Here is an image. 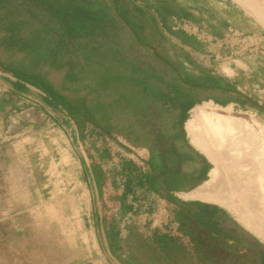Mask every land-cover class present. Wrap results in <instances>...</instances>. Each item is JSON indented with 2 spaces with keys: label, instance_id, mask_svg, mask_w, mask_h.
I'll return each mask as SVG.
<instances>
[{
  "label": "trees",
  "instance_id": "1",
  "mask_svg": "<svg viewBox=\"0 0 264 264\" xmlns=\"http://www.w3.org/2000/svg\"><path fill=\"white\" fill-rule=\"evenodd\" d=\"M116 1L141 41L153 44L143 26L145 12L140 17L130 13L127 9L135 6L133 0ZM155 26L162 45L174 56L168 59L187 81L200 84L203 79L231 86L220 74L208 68L197 73L187 64L195 63L192 54L206 53L196 45L197 38L178 36L190 45L187 48ZM0 31L5 33V48L25 56L19 62L0 60V69L40 88L48 103L61 105L77 121L82 136L92 137L105 155L115 144L123 145L136 153L138 162L131 160L132 166L142 165L147 173L155 172L167 157L173 162L182 160L177 142L186 135L189 110L209 98H198L197 93L205 90L184 85L168 64L136 41L116 16L112 0H0ZM158 52L162 55L159 48ZM45 67L65 69L60 87L48 79ZM257 80L264 89V78ZM80 82L85 84L78 87ZM16 87L25 90L20 82ZM82 89L87 92L70 93ZM93 93L98 98L91 103ZM214 100L221 105L228 102L226 98ZM111 105L115 107L109 110ZM111 112H119L120 120L113 123ZM102 175L104 179V171Z\"/></svg>",
  "mask_w": 264,
  "mask_h": 264
},
{
  "label": "crops",
  "instance_id": "2",
  "mask_svg": "<svg viewBox=\"0 0 264 264\" xmlns=\"http://www.w3.org/2000/svg\"><path fill=\"white\" fill-rule=\"evenodd\" d=\"M133 1L135 6L127 9L130 13L140 17L138 14L145 12L146 16L143 18L157 23L169 38L179 42L182 41L178 36L184 34L197 38L196 45L202 46L201 50L204 52L210 51L209 42L200 38L196 30H204L215 39L233 38L240 33V24L235 21L239 11L232 5H224L225 13L220 14L208 7L207 0ZM187 13H190L191 17L186 16ZM143 26L146 32L144 23ZM174 32L175 34H172ZM183 44L190 48V45ZM152 45L158 49L155 42ZM215 55L222 56V51L219 50ZM260 75L264 78V74ZM8 82L10 96L17 90L20 91L16 87L18 82L25 87L24 91H20L22 93L33 92L35 87L15 76H9ZM214 92L217 94L211 96L213 100L229 97L227 104L231 103L233 108L241 103L235 95ZM44 95L46 101V94ZM259 97L264 101V93L259 94ZM259 102L264 104L262 101ZM46 103L56 108L62 107L47 101ZM61 111L62 115H67L73 123V137L78 141L84 139L73 116L63 107ZM188 119L189 117L184 123L186 135L177 142L182 160L173 162L167 157L163 162H159V166L157 164L155 172L147 173L142 165L132 166L131 160L138 162L136 153L123 145H119L121 149L119 161L114 160L113 151L107 155L101 152L111 163V168L108 166L111 173L109 183L118 192L115 196V208L109 206L108 209L106 206L104 211L101 208L103 186L101 168L95 167V170H91L94 183L92 187L90 180L87 179L89 172L81 164L80 154L76 153L72 144L68 142V157L71 158L74 167L72 182L81 185V178L84 180L91 205L95 240L100 250L104 249L119 259L115 264H166V258L168 264H218L223 258L221 257L223 253L229 255L238 253L242 256L245 252H250L247 250L250 246L255 247L259 244L264 248V239L248 228L237 215H231L228 211L226 213L225 203L201 196H187L210 182L216 168L213 156L194 144L187 128ZM13 122L16 123V120ZM0 137V190H8L9 196L8 211L1 207L0 202V237H9L17 233L18 195L25 203L34 195L39 196L40 204L47 203L43 197L48 193V185L38 182L34 177V167L28 163L31 152L22 148L26 140L11 136ZM18 156L24 157L25 160L18 164ZM88 156L94 157L90 151ZM222 162L229 164L225 159ZM211 191L213 190L208 192L209 195H213ZM2 194L5 195L4 192ZM182 237L190 238V242L188 243V240L181 242ZM193 242L195 248L190 249ZM15 246L14 240L10 242L0 239V254L14 253Z\"/></svg>",
  "mask_w": 264,
  "mask_h": 264
},
{
  "label": "rangeland",
  "instance_id": "3",
  "mask_svg": "<svg viewBox=\"0 0 264 264\" xmlns=\"http://www.w3.org/2000/svg\"><path fill=\"white\" fill-rule=\"evenodd\" d=\"M207 1L208 7L220 14L221 12L225 13L224 5H232L238 9L239 15L236 16L235 21L240 24V33L233 38L215 39L204 30H196L200 38L209 42L210 51L192 54L195 63L187 61V64L197 73H200L201 68H208L214 73L220 74L229 85L239 87L248 94L260 98L259 94H263L264 91L258 86L257 75H259L258 78H262L260 73L264 74V0ZM142 19L148 37L157 44L163 57L174 59L172 52L162 45L155 22ZM4 37L5 33L0 31V60L23 61L25 57L23 53L5 48ZM219 50L222 51V56L217 57L215 54ZM44 69L48 71V79L57 87L63 84L65 69H48L47 67ZM9 76L13 75L0 69V136L26 140L22 148L31 152L28 163L34 167L35 179L48 185V193L43 197L47 203L43 204L39 203L40 199L37 195L31 196L26 203L21 201L18 195L17 233L15 236L0 237L2 241L12 242L14 240L16 251L9 254L1 253L0 264H115L119 259L114 254L105 252L104 249L100 250L95 240L92 230L91 205L84 180L81 178V185L72 182L74 167L71 158L68 157V142L72 144L75 152L80 154L81 164L89 172L87 179L90 180L89 183L92 187L94 183L91 170L99 167L101 171L105 172L101 198L102 211L106 206L108 209H110L109 206L115 208V196L118 194L109 183L111 173L108 166L111 168L110 161L102 155L92 137L79 141L73 137L74 127L69 117L62 115V107L56 108L48 105L41 90L35 87H33V92L29 93L17 90L10 96L8 91ZM84 84L85 82H80L77 86L81 87ZM200 84L210 83L201 79ZM86 92L87 89H82L75 94L70 93L76 96ZM215 94L217 93L211 90L199 91L196 95L198 98L208 97L209 99L195 104L193 108L207 101L214 102L211 96ZM97 98L98 94H91L90 102H95ZM10 106L12 107L10 108ZM221 106H230L232 113L243 118L251 116L261 123L262 129L264 128V112H260L255 107L242 102L238 103L235 108L231 103ZM114 107L115 105H111L108 109L112 110ZM193 108L190 110L189 119L192 117ZM63 112L66 114L65 111ZM120 115L119 112H111L109 119L115 123L120 120ZM13 120H16V123ZM238 125L239 130L236 129V133L223 143L224 146L217 147L212 143L206 145V142L201 143V146L197 145L213 156L224 174L228 173L227 171L235 172L241 169L242 163L246 164L244 167L251 168L252 158L257 151L251 143L245 145L243 140H240V137H245V135L250 138L253 134L255 137L257 133L255 131L252 133L254 128L251 130L250 127L247 129L242 124ZM234 135L235 137H233ZM114 146H117L112 149L114 160L119 161L121 149L118 144ZM247 146L248 148H246ZM89 151L94 157L88 156ZM240 151L243 152V155H240ZM224 159L229 162L228 165L223 164ZM21 160L24 161V157L18 156V164ZM224 179H227V176H221L218 179L217 188L220 189ZM3 192L5 195L2 194ZM19 192L20 190H18ZM0 198L1 207H5V210L8 211V190H0ZM225 208L226 213L236 215L232 208L227 205ZM181 239V242L186 240L188 243L190 242V238L182 237ZM194 246L193 242L189 248L194 249ZM247 250L250 252H245L242 256H239L238 253L232 255L223 253L221 254L223 258L219 260L218 264H264L263 247L257 244L255 247H248ZM165 261L168 264L167 258Z\"/></svg>",
  "mask_w": 264,
  "mask_h": 264
},
{
  "label": "bare ground",
  "instance_id": "4",
  "mask_svg": "<svg viewBox=\"0 0 264 264\" xmlns=\"http://www.w3.org/2000/svg\"><path fill=\"white\" fill-rule=\"evenodd\" d=\"M230 106L224 107L213 101H207L194 107L192 117L187 121L188 131L195 145L201 146V143L206 142V145L212 143L219 147L236 133V129L239 130L238 124L244 125L247 129L254 128L252 133L254 131L257 133L255 137L252 134L249 138L245 133V137H240L245 145L251 143L257 149L252 158L251 168L244 167L246 164L242 163L241 169L235 172L227 171L228 173L224 174L220 165L216 163L212 173L213 179L187 196H201L222 201L233 209L239 220L264 239V128L262 129L261 123L251 116L243 118L232 113ZM244 151H246L245 148ZM240 152V155H243V152ZM221 176H227V179H224L219 189L216 187L219 185L218 179ZM212 185H214L213 188L209 189ZM210 190H213L211 191L213 195L208 194Z\"/></svg>",
  "mask_w": 264,
  "mask_h": 264
},
{
  "label": "water",
  "instance_id": "5",
  "mask_svg": "<svg viewBox=\"0 0 264 264\" xmlns=\"http://www.w3.org/2000/svg\"><path fill=\"white\" fill-rule=\"evenodd\" d=\"M113 3V9L115 11L116 16L128 27L130 32L133 34L134 38L136 41L144 48H148L151 50L153 56L157 59L160 60L166 64H168L176 73L177 77L179 80L186 86L194 88V89H201V90H211V91H218L226 94H231L235 96H240L242 99L246 100L249 102L251 105H253L256 108L264 110V104L256 100L253 96L248 94L246 91L240 89V88H235L232 86H223V85H217V84H194L189 81H187L182 73L178 70V68L167 58L163 57L159 52L158 49L152 45L148 44L145 42H142L141 39L139 38L138 34L136 31L130 26V24L127 22V20L122 16L120 13L116 0H112Z\"/></svg>",
  "mask_w": 264,
  "mask_h": 264
},
{
  "label": "flooded vegetation",
  "instance_id": "6",
  "mask_svg": "<svg viewBox=\"0 0 264 264\" xmlns=\"http://www.w3.org/2000/svg\"><path fill=\"white\" fill-rule=\"evenodd\" d=\"M262 91H264V90L262 89Z\"/></svg>",
  "mask_w": 264,
  "mask_h": 264
}]
</instances>
